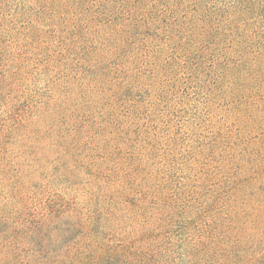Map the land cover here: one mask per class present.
Masks as SVG:
<instances>
[{"label": "rangeland", "instance_id": "1", "mask_svg": "<svg viewBox=\"0 0 264 264\" xmlns=\"http://www.w3.org/2000/svg\"><path fill=\"white\" fill-rule=\"evenodd\" d=\"M83 9L41 15L0 0V264H61L91 242L92 185L112 177L99 169L104 139L111 158L130 161L111 168L124 189L104 205L109 253L126 264H264V81L227 77L209 47L194 57L157 29L103 49L88 22L113 17L98 0ZM253 22L264 34V11ZM98 55L111 77L85 82L84 112L69 106L50 127L32 118L75 97Z\"/></svg>", "mask_w": 264, "mask_h": 264}, {"label": "trees", "instance_id": "2", "mask_svg": "<svg viewBox=\"0 0 264 264\" xmlns=\"http://www.w3.org/2000/svg\"><path fill=\"white\" fill-rule=\"evenodd\" d=\"M27 1L33 3L41 15L47 10H53L62 17L70 13L89 16L83 9L88 0ZM98 2L99 12L113 17L111 25L99 24L102 23L99 20L96 21L98 24L95 20L88 22L98 28L94 39L103 49L128 44L141 33L146 39L154 40L148 32L157 29L169 38L168 45L194 57L197 52H201L200 47H209V50L213 51L212 55L220 61L219 66H222L220 70H223L227 77H240L259 83L264 81V54L256 51L257 45L264 41V34L257 30L256 23L253 22L254 17L262 15L264 0H98ZM120 14L127 17L121 19ZM87 56L93 59L89 54ZM98 58L94 63L87 59V68L81 76L82 88H78L75 97L70 96L66 101L67 97L63 95L55 99L53 104L48 101L47 105L35 111L32 118L44 124L43 126L50 127L53 126V120L55 121L61 114L65 116L69 106L75 113L84 112L87 106L82 105L79 99V95L86 90L83 85L87 83L89 86L94 84L95 87H100L111 77L103 66L104 59L101 55H98ZM221 61L227 63V66L221 64ZM104 146L107 154L99 159L101 161L99 169L112 177L107 175L92 185L96 193H91L87 203L89 208L92 207L95 201L93 198L98 196L96 201L98 216H94L92 212L88 221V229L92 233L91 242L77 248L75 253H70L64 260L65 263L61 264H126L125 260L123 261L125 256L112 255L107 251L102 235L106 234L104 229H108L105 221L108 220L110 213L104 205L107 202L114 204L123 202L122 198L116 195L123 193L124 187L114 179L111 168L116 162L130 165V161H122L121 156L117 154L115 158L110 157L114 146L112 141L104 139ZM99 169L98 171H101ZM107 183L112 190L107 188ZM186 217L189 218L190 215L186 214ZM136 260L135 264L146 262L143 258Z\"/></svg>", "mask_w": 264, "mask_h": 264}]
</instances>
